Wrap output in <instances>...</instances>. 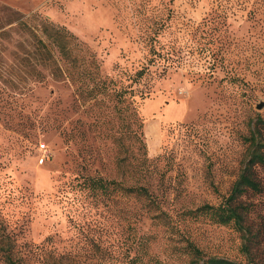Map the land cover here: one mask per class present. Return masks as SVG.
Returning <instances> with one entry per match:
<instances>
[{"label": "rangeland", "instance_id": "374dc122", "mask_svg": "<svg viewBox=\"0 0 264 264\" xmlns=\"http://www.w3.org/2000/svg\"><path fill=\"white\" fill-rule=\"evenodd\" d=\"M150 37L174 62L150 65ZM260 103L264 0H0V264H201L189 243L245 264L239 234L199 207L226 197L254 128L264 142ZM100 176L162 208L84 187ZM251 200L264 218V189Z\"/></svg>", "mask_w": 264, "mask_h": 264}, {"label": "trees", "instance_id": "16d2710c", "mask_svg": "<svg viewBox=\"0 0 264 264\" xmlns=\"http://www.w3.org/2000/svg\"><path fill=\"white\" fill-rule=\"evenodd\" d=\"M45 35L51 43L58 48L59 56L65 57L67 55V48L65 46L67 40L61 30H54L51 34L46 33ZM39 43L43 44L41 40H39ZM147 43L150 49V65H155L158 60L162 61V64L168 61L174 62L173 55H171L169 49L164 50L163 46L159 44V42H155L154 38L150 37ZM156 45L159 46L158 49H156ZM213 66L214 62L210 67ZM143 69L144 70L136 72L135 75L141 76L147 68ZM89 93H92V90H90ZM127 93L128 91L124 88L116 91L117 97L122 100H124V96H126ZM134 137L135 142H137L144 151L146 146L141 139V133L138 134L136 132ZM249 143L247 159L232 183L226 197L223 198L218 206L203 205L199 208H203V210L209 213L216 223L223 226L231 225L240 236V251L246 258L245 264H258V262L254 260V255L259 250L263 231L261 222H258V219L263 220L264 218L260 216L257 210V208H260V204L252 201L251 197L260 195L264 189L256 171L257 168L264 169V142L260 141L259 133L256 128L250 133ZM134 157L133 159L138 164V170H140L141 173L150 171L151 164L148 161L146 152L142 153L141 156H137V158ZM157 161L158 159L155 160V162ZM150 172H154V170ZM129 176L131 175L129 174ZM116 186L119 188L121 187L126 194L128 192H136L139 195L146 196V205L150 208H162L160 202H157V198L153 194H150L148 188L145 186L126 187L121 180L116 181L100 176L86 179L84 187L90 192H101L102 195L110 198ZM186 248L198 258V262L201 264H240L224 257L204 256L200 250L195 248L191 243L187 244ZM7 264L17 263L8 256Z\"/></svg>", "mask_w": 264, "mask_h": 264}, {"label": "built area", "instance_id": "2783aa9c", "mask_svg": "<svg viewBox=\"0 0 264 264\" xmlns=\"http://www.w3.org/2000/svg\"><path fill=\"white\" fill-rule=\"evenodd\" d=\"M41 156L39 158V163L42 164L48 159L47 149L44 146H40Z\"/></svg>", "mask_w": 264, "mask_h": 264}, {"label": "water", "instance_id": "95a60500", "mask_svg": "<svg viewBox=\"0 0 264 264\" xmlns=\"http://www.w3.org/2000/svg\"><path fill=\"white\" fill-rule=\"evenodd\" d=\"M263 106H264V104H263V103H260V104H258V105L256 106V108H257L258 110H260V109L263 108Z\"/></svg>", "mask_w": 264, "mask_h": 264}]
</instances>
